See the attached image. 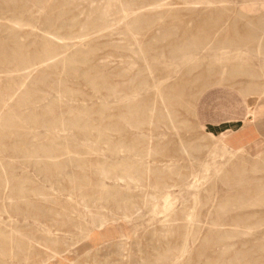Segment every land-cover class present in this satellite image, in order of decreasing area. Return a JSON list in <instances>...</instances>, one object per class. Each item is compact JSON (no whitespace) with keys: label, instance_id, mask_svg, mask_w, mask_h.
Returning <instances> with one entry per match:
<instances>
[{"label":"rangeland","instance_id":"rangeland-1","mask_svg":"<svg viewBox=\"0 0 264 264\" xmlns=\"http://www.w3.org/2000/svg\"><path fill=\"white\" fill-rule=\"evenodd\" d=\"M106 1L0 0L3 93L13 82L5 73H23L30 64H8L1 56L18 46L27 60L42 56L39 28L85 35L57 45L75 42L86 50L59 47L64 55L56 56L55 65L22 83L39 105L23 111L35 121L14 118L27 133L3 139L20 150L0 155V264H170L186 244L190 253L181 264H264V151L217 137L242 130L246 108L263 96L256 89L264 85V27L256 19L264 8L248 11L207 0L160 6L148 0L153 4L137 11L144 12L140 21L127 25L126 14L142 0H124L125 9L113 2L110 10ZM17 18L23 27L11 29ZM62 56L71 65L62 64ZM188 174L189 180H181ZM187 210L201 221L188 230Z\"/></svg>","mask_w":264,"mask_h":264},{"label":"bare ground","instance_id":"bare-ground-1","mask_svg":"<svg viewBox=\"0 0 264 264\" xmlns=\"http://www.w3.org/2000/svg\"><path fill=\"white\" fill-rule=\"evenodd\" d=\"M38 1V0H37ZM106 1V0H105ZM127 1V0H126ZM153 1V0H152ZM50 2V1H49ZM74 2V1H73ZM106 2H108V5L106 4V6L108 7V10H110L109 9V7L111 6L112 7V5H113V2H114V4L116 3V2H119L120 4L119 5H121V7H123L124 9H125V3H123L124 2V0L122 1V0H107ZM190 2H194V1H190ZM224 2H229V3H234V4H241V8L243 7L244 9H246V8H248V11L251 9H253V11L254 10H259V9H261V8H264V0H207V4H217V3H223V4H225ZM105 3V2H104ZM127 3V2H126ZM128 3H131V2H128ZM155 3V2H154ZM172 2L170 1V0H156V4H159L160 6H163V5H170ZM34 4L36 5V3L34 2ZM71 4H73V3H71ZM97 4V3H96ZM133 4V3H132ZM150 4H153V3H149L148 2V0H142L139 4H138V2L136 1L135 2V5L136 6H138L136 9L137 10H135L134 11V13H132V12H130V13H127L126 14V17L125 18H127V21H126V24L127 25H129V20H133V19H136L135 20V22L136 21H140V14H144V12L143 11H139V12H137L138 11V9L139 8H145V7H148ZM227 4V3H226ZM95 5V4H94ZM98 5V4H97ZM134 5V4H133ZM134 5V6H135ZM155 5V4H154ZM159 5H156V7H158ZM6 6V5H5ZM34 6V5H33ZM104 6H105V4H104ZM127 6H129V5H127ZM133 6V7H134ZM180 6V5H179ZM210 6V5H209ZM208 6V7H209ZM218 6V5H217ZM227 6V5H226ZM230 6V5H229ZM232 6V5H231ZM30 7V6H29ZM32 7V6H31ZM41 7H43L42 5L39 7V8H41ZM130 8H131V5L129 6ZM169 7V6H168ZM206 7V6H205ZM240 7V6H239ZM12 8V7H11ZM63 8V7H62ZM70 8V7H69ZM95 8V7H94ZM117 8H119V7H117ZM129 8V9H130ZM172 8V7H171ZM179 8V7H178ZM186 8V7H185ZM68 9V8H67ZM103 9V8H102ZM105 9V8H104ZM128 9V10H129ZM133 9H135V8H133ZM149 9H151V8H149ZM244 9H240V11L241 10H244ZM8 10V9H7ZM116 10V9H115ZM123 10V9H122ZM121 10V11H122ZM127 10V9H126ZM151 10H153V8L151 9ZM150 10V11H151ZM172 10H173V8H172ZM236 10V9H235ZM107 11V9H105V11L104 12H106ZM131 11V10H130ZM133 11V10H132ZM149 11V10H148ZM154 11V10H153ZM239 11V10H238ZM244 11H246V10H244ZM253 11H252V13H253ZM18 12V11H17ZM41 12V11H40ZM109 12V11H108ZM108 12H106V13H104V15H107V13ZM123 12V11H122ZM127 12V11H126ZM129 12V11H128ZM146 12V11H145ZM91 13H92V11H91ZM100 13V12H99ZM112 13V12H111ZM240 13V12H239ZM242 13V12H241ZM33 14V13H32ZM37 14V13H36ZM88 14V13H87ZM114 14H115V12H114ZM157 14V13H156ZM235 14V13H234ZM250 14V12L248 13V15ZM11 15V14H10ZM118 15V14H117ZM167 15V14H166ZM256 15V14H255ZM35 16V15H34ZM95 16V15H94ZM242 16V15H241ZM243 16H245L244 15V12H243ZM246 16H247V14H246ZM245 16V17H246ZM7 17V16H6ZM17 17V16H16ZM30 17V16H29ZM67 17V16H66ZM104 17V16H103ZM106 17V16H105ZM167 17V16H166ZM256 18H257V16H255ZM9 18V17H8ZM220 18V17H219ZM217 19L218 21L221 19ZM252 18V17H251ZM260 18H262V20L261 21H257V23L258 22H260V24L261 25H263V27H264V15H263V17H259V18H257L256 20H258V19H260ZM6 19V18H5ZM95 19V18H94ZM138 19V20H137ZM148 19V18H147ZM170 19V18H169ZM240 19V18H239ZM255 19V18H254ZM111 20V19H110ZM122 20V19H121ZM120 20V21H121ZM216 20V21H217ZM253 20V19H252ZM7 21V20H6ZM9 21V20H8ZM142 21V20H141ZM144 21V20H143ZM181 21V20H180ZM217 21V22H218ZM246 21V20H245ZM78 22V21H77ZM160 22V21H159ZM231 22V21H230ZM251 22H253V21H251ZM5 23V22H4ZM36 23V22H35ZM68 23V22H67ZM161 23V22H160ZM249 23V22H248ZM10 24H12L11 26H9L11 29H17V28H22L23 27V25L22 24H24V23H22L21 22V20L20 19H18L17 18V20H11V23ZM27 25H29L28 23H26ZM77 24V23H76ZM97 24V23H96ZM157 24V23H156ZM218 24V23H217ZM217 24H215V25H217ZM94 25V24H93ZM125 25V24H124ZM190 25V24H189ZM251 25V24H250ZM256 25V24H255ZM67 26H68V24H67ZM257 26H260V25H257ZM169 27V26H168ZM32 28H34V25L32 26ZM58 28V27H57ZM77 28V27H76ZM108 28V27H107ZM154 28V27H153ZM189 28V27H188ZM28 29V28H27ZM83 29V28H82ZM254 29H255V27H254ZM264 29V28H263ZM31 30V29H30ZM39 30L41 31V35H40V38H41V40H45V43H44V45L42 46V48L44 47L45 48V50H43L44 51V53L43 52H41L43 55L41 56V54L40 53H36L35 55H33V57H31L30 58V60H27L26 59V57H25V50L23 49V47L22 46H18L17 48H16V50L12 53V54H10V55H8V56H6V55H2L1 57H3L5 60L4 61H7V63L8 64H10V63H12V62H14V60L15 59H17V61L19 62L20 61V64H21V66L23 65V67L24 66H26L25 64L27 63V65H29V66H27V67H25L24 69L26 70L25 72H23V73H16V74H14V73H12V72H16V71H19V70H21V69H11V72L9 73V72H6L5 74L7 75V77L9 78V79H11L13 82H12V84H9L8 86H6L7 87V90L5 91V93H3V90L2 91H0V155L3 153V152H9L10 150H11V152H13V151H16V150H18L19 148V145L17 144V145H15V144H11V143H6V142H4V138L5 137H15V136H20V135H22V134H25V133H27V132H23L22 131V127H20L19 128V126H22L23 124L22 123H15V120H14V118L16 117V118H19L18 120L20 121V120H28V121H35V119H36V116H34V115H32L30 112H28V113H26L25 114V112H23L24 110H25V108H27V109H35L34 107H36L37 105H39V104H37L36 105V103H38V102H34L33 100L36 98L34 95H33V93L31 92V90H28L27 88L26 89H24V84H22V83H24L23 81L24 80H26V79H28V78H30V77H32L33 76V74H36L35 72H41V71H44V70H46V69H48V67L50 68V66H53V64L55 65V58H56V56H60L59 54H62L61 53V51L59 50V49H62V48H59V47H63V50H64V47H69V46H71V47H73V46H75V50L73 51V53H77V52H79L81 49L79 48V46H76L77 45V43H75V42H70V43H60L61 45H57V43H58V41H64V40H66V39H70V38H72V39H74V38H83L84 36H76V35H74V36H76V37H67V36H64V35H61V34H59V33H57L56 31L58 30H52V29H44V27L43 28H39ZM88 29H86V31H87ZM103 30V29H102ZM131 30V29H130ZM19 32V31H18ZM9 33V32H8ZM21 33V32H20ZM28 33V32H27ZM137 33V32H136ZM232 33V32H231ZM263 33V32H262ZM22 34V33H21ZM62 34H64V33H62ZM66 34V33H65ZM93 34V33H92ZM67 35V34H66ZM70 35V34H69ZM90 34H88V36H89ZM6 36V35H5ZM154 36V35H153ZM181 37V36H180ZM98 38V37H97ZM105 38V37H104ZM150 38V37H149ZM30 39V38H29ZM96 39V38H95ZM13 41V40H12ZM21 41H23V40H21ZM44 42V41H43ZM116 42V41H115ZM35 43V42H34ZM104 43V42H103ZM226 43V42H225ZM89 44V43H88ZM87 44V45H88ZM91 44V43H90ZM121 44V43H120ZM131 44V43H130ZM40 45V44H39ZM104 45V44H103ZM99 46V45H98ZM35 47V46H34ZM70 47V48H71ZM80 47H82L81 45H80ZM96 47V46H95ZM100 47H102V45L100 46ZM155 47H156V45H155ZM159 47V46H158ZM69 48V49H70ZM40 49V48H39ZM171 49V48H170ZM259 49V53L261 52V53H263V51L261 50V48H258ZM257 49V50H258ZM1 50H2V48H1ZM14 50V49H13ZM82 50H85V49H82ZM88 50V49H87ZM207 50V49H206ZM220 50V49H219ZM10 51V50H9ZM86 51V50H85ZM89 51H91V50H89ZM89 51H87V52H89ZM93 51V50H92ZM249 51V50H248ZM72 52V51H71ZM86 52V53H87ZM73 53H72V55H73ZM85 53V52H84ZM115 53V52H114ZM2 54V51H0V55ZM69 54V53H68ZM67 54V55H68ZM116 54V53H115ZM167 54V53H166ZM62 55H64V54H62ZM71 55V56H72ZM80 55H83V54H81V52H80ZM85 55V54H84ZM110 55H113V54H110ZM74 56H75V54H74ZM88 56V55H87ZM87 56H84L85 57V59L87 60ZM106 56V55H105ZM123 56V55H122ZM144 56V55H143ZM29 57H30V55H29ZM39 57L41 58V59H39ZM61 57V56H60ZM62 57H64V56H62ZM91 57V56H90ZM135 57V56H134ZM97 58V57H96ZM99 58V57H98ZM39 59V60H38ZM59 58H56V60H58ZM76 59V58H75ZM89 59V58H88ZM94 59V58H93ZM165 59V58H164ZM38 60V61H37ZM78 60V62H79V59H77ZM77 60H76V62H77ZM83 60H84V58H83ZM82 60V61H83ZM84 60V62H86L87 63V61H90V60ZM91 60H92V58H91ZM146 60V59H145ZM16 61V60H15ZM37 61V62H36ZM94 61H95V59H94ZM148 61V60H147ZM33 62V63H32ZM62 64H65L66 65V63H70V65H71V59H69V58H63L62 59ZM76 62L74 63V64H76ZM77 62V63H78ZM145 62V61H144ZM2 63V62H1ZM6 63V62H5ZM126 63V62H125ZM128 63V62H127ZM69 64H67V66H68ZM102 65V64H101ZM121 65V64H120ZM158 65V64H157ZM172 66V65H171ZM23 67H22V70H24L23 69ZM64 67V66H63ZM75 67V66H74ZM70 68H71V66H70ZM73 68V67H72ZM72 68H71V70H72ZM90 68V67H89ZM99 68V67H98ZM115 68V67H114ZM152 68V67H151ZM262 68V67H261ZM103 69V68H102ZM113 69V68H112ZM133 69V68H132ZM155 69V68H154ZM65 70V69H64ZM70 70V69H69ZM73 70H76V71H78V70H80V69H76V67H75V69H73ZM83 70V69H82ZM116 70V69H115ZM122 70V69H121ZM86 71H88V70H86ZM110 71V70H109ZM134 71V70H133ZM219 71V70H218ZM46 72V71H45ZM73 72V71H72ZM63 73V72H62ZM86 73V72H85ZM75 74V73H74ZM83 74V73H82ZM87 74H89L88 72H87ZM86 74V75H87ZM131 74V73H130ZM135 74V73H134ZM76 75H77V73H76ZM90 75V74H89ZM79 76V75H78ZM134 76V75H133ZM92 77V76H91ZM94 77V76H93ZM93 77H92V80H94L93 79ZM96 77V76H95ZM70 78V77H69ZM86 78V77H85ZM88 78H89V76H88ZM88 78H86L87 80H88ZM102 78V77H101ZM149 78V77H148ZM90 79V78H89ZM97 80V79H96ZM192 80V79H191ZM69 81V80H68ZM103 81V80H102ZM188 81V80H187ZM89 82V81H88ZM94 82V81H93ZM95 82H97V81H95ZM94 82V83H95ZM104 82H107V81H104ZM125 82V81H124ZM1 83V82H0ZM74 83V82H73ZM103 83V82H102ZM108 84H109V81L107 82ZM185 83H186V81H185ZM26 84V83H25ZM91 84H92V82H91ZM90 84V85H91ZM96 84H98V83H96ZM129 84V83H128ZM264 84V83H263ZM67 85V84H66ZM92 85H95V84H92ZM101 85V84H100ZM112 85V84H111ZM117 85H119V84H117ZM31 86V85H30ZM70 86V85H69ZM148 86V85H147ZM191 86V85H190ZM229 86V85H228ZM26 87V86H25ZM88 87V86H87ZM98 87H99V85L97 86V89H98ZM101 87V86H100ZM104 87V86H103ZM113 87V86H112ZM3 88V87H2ZM5 88V87H4ZM111 88V87H110ZM144 88V87H143ZM24 89V90H23ZM55 89V88H54ZM96 88H95V90H97ZM109 89V88H108ZM108 89H105V90H108ZM122 89V88H121ZM125 89V88H124ZM142 89V88H141ZM209 89V88H208ZM252 89V88H251ZM99 90V89H98ZM102 90V89H101ZM104 90V89H103ZM102 90V91H103ZM110 90V89H109ZM113 90H116V89H113ZM262 90V93H264V87L261 89ZM56 91V90H55ZM79 91H81V89H79ZM259 91V90H258ZM181 92V91H180ZM86 93V92H85ZM109 93V92H108ZM248 93H250V92H248ZM258 93V92H257ZM58 94V93H57ZM101 94V93H100ZM112 94H114V93H112ZM244 94V93H243ZM165 95V94H164ZM245 95H246V93H245ZM259 95H261V92H259ZM118 96V95H117ZM116 96V97H117ZM244 96V95H243ZM251 96V95H250ZM59 97V96H58ZM161 97V96H160ZM246 97V96H245ZM259 97V96H258ZM47 98V97H46ZM81 98V97H80ZM93 98V97H92ZM162 98V97H161ZM165 98V97H164ZM163 98V99H164ZM68 99V98H67ZM51 100V99H50ZM175 100V99H174ZM38 101H39V99H38ZM43 101V100H42ZM41 101V102H42ZM91 101V100H90ZM134 101V100H133ZM85 102V101H84ZM133 103V102H132ZM194 103V102H193ZM40 104H42V103H40ZM134 104V103H133ZM152 106V105H151ZM155 106V105H154ZM39 107V106H38ZM51 107V106H50ZM68 107H70V106H68ZM144 107V106H143ZM59 108V107H58ZM161 108V107H160ZM254 108V109H253ZM17 109H19V111H18V114H16V110ZM52 109V108H51ZM66 109V108H65ZM130 112H132V108L130 107ZM153 109V108H152ZM251 109H253V120L256 118V114H257V111H256V109H255V107L253 106V107H251ZM53 110V109H52ZM75 110V109H74ZM83 110V109H82ZM112 110V109H111ZM123 110V109H122ZM158 110V109H157ZM183 110H184V108H183ZM60 111H61V109H60ZM125 111V110H124ZM250 111V110H249ZM47 112V111H46ZM67 112H69V111H67ZM96 112V111H95ZM110 112V111H109ZM41 113V112H40ZM114 113V112H113ZM42 114V116H43V113H41ZM40 114V115H41ZM78 114V113H77ZM116 114V113H115ZM147 114V113H146ZM246 115V114H245ZM244 115V116H245ZM78 116V115H77ZM83 116V115H82ZM35 117V118H34ZM38 117V116H37ZM52 117V116H51ZM55 117V116H54ZM74 117V116H73ZM166 117L169 119V121L172 123V125H175V120H174V118L172 117V115H171V113L169 112V111H167V113H166ZM58 118V117H57ZM245 118V117H244ZM247 118H248V116H247ZM31 119H33V120H31ZM41 119V118H40ZM50 119V118H49ZM58 119H60V118H58ZM63 119H65V118H63ZM73 119V118H72ZM251 119V118H250ZM78 120V119H77ZM150 120V119H149ZM43 121V120H42ZM51 121V120H50ZM53 121V120H52ZM51 121V122H52ZM57 121H59V120H56V125L58 124L57 123ZM60 121H63V120H60ZM59 121V122H60ZM67 121V120H66ZM74 121H76V120H74ZM79 121V120H78ZM133 121V120H132ZM48 122V121H47ZM69 122V121H68ZM72 122V121H71ZM85 122H87V121H85ZM84 122V123H85ZM109 122V121H108ZM135 122V121H134ZM169 122V123H170ZM34 123V122H33ZM41 123V122H40ZM62 123V122H61ZM65 123V122H64ZM73 123V122H72ZM71 123V124H72ZM29 124V123H28ZM31 124V123H30ZM38 124V123H37ZM45 124V123H44ZM43 124V125H44ZM53 124H54V121H53ZM60 124V123H59ZM58 124V125H59ZM65 124H67V123H65ZM70 124V125H71ZM75 124V123H74ZM73 124V125H74ZM87 124V126H89L88 125V123H86ZM89 124H91V123H89ZM32 125V124H31ZM55 125V124H54ZM62 125V124H61ZM77 125V124H76ZM75 125V127H74V129L75 128H77V126ZM151 125H152V123H151ZM168 125V124H167ZM171 124H170V126H172ZM176 125H177V123H176ZM175 125V126H176ZM44 126H46V125H44ZM43 126V127H44ZM63 126V125H62ZM100 126V125H99ZM47 127V126H46ZM90 127V126H89ZM177 127V126H176ZM15 128H17L16 130H15ZM19 128V129H18ZM86 129H87V127H85ZM168 128V127H167ZM172 129H174L173 127H171ZM179 128V127H178ZM51 129V128H50ZM53 129V128H52ZM55 129V128H54ZM53 129V130H54ZM65 129V128H64ZM78 130H79V128H77ZM86 129H84V130H86ZM109 129H112V128H109ZM143 129V128H142ZM47 130H49V129H47ZM136 130V129H135ZM178 130V129H177ZM52 131V130H51ZM51 131H47V132H51ZM80 131V130H79ZM83 131V130H82ZM87 131H88V129H87ZM176 131V130H175ZM188 131V130H187ZM29 132H31V131H29ZM28 132V133H29ZM103 133H105V131H102ZM142 132V131H141ZM51 133H53V132H51ZM55 133V132H54ZM94 133V132H93ZM107 133H109V132H107ZM132 133H134V132H132ZM154 133V132H153ZM228 133V132H227ZM58 134V133H57ZM79 134V133H78ZM81 134V133H80ZM84 134H86V131H85V133ZM84 134H83V136H84ZM87 134L89 135V133L87 132ZM130 134V133H129ZM225 134V133H224ZM230 134V133H229ZM46 135V134H45ZM49 135V134H48ZM47 135V136H48ZM64 135V134H63ZM179 136V135H178ZM22 137V136H21ZM19 138V137H18ZM97 138V137H96ZM218 138H220V139H222L223 140V142L224 143H226V144H232V142L230 141V139L227 137V136H221V137H218ZM6 139V138H5ZM9 140V139H8ZM16 140V139H15ZM18 140V139H17ZM180 140V139H179ZM213 140V139H212ZM10 142V141H9ZM181 142V141H180ZM213 143V142H212ZM237 143V142H236ZM43 145V144H42ZM233 145V144H232ZM241 145H245V144H241ZM236 146V145H235ZM238 146H240V145H238ZM141 147V146H140ZM181 147L183 148V151H188V149L182 144L181 145ZM240 147H242V146H240ZM239 147V148H240ZM24 148V147H23ZM34 148V147H33ZM63 148H65V147H63ZM82 148V147H81ZM20 150V149H19ZM229 150V149H228ZM52 151V150H51ZM17 152V151H16ZM189 152V151H188ZM74 153V152H73ZM242 153V152H241ZM195 154V153H194ZM28 155H29V153H28ZM59 155V154H58ZM214 156H215V154H214ZM67 158V157H66ZM183 158V157H182ZM8 159V158H7ZM64 159V158H63ZM44 160V159H43ZM46 160V159H45ZM48 160V159H47ZM51 161V160H50ZM11 162V161H10ZM40 162V161H39ZM2 164V163H1ZM31 164V163H30ZM173 165V164H172ZM175 165V164H174ZM171 166V165H170ZM177 166V164L175 165V167ZM215 166V165H214ZM16 167V166H15ZM14 167V168H15ZM42 167V166H41ZM158 167V166H157ZM31 168V167H30ZM162 168V167H161ZM170 168H172V166L170 167ZM106 169H108V168H106ZM7 170V169H6ZM101 170V169H100ZM174 170H176V169H174ZM102 171V170H101ZM105 171V170H104ZM170 171H172V169L170 170ZM169 171V172H170ZM179 171V170H178ZM178 171H176V172H178ZM12 172V171H11ZM114 172V171H113ZM107 172H105V174H106ZM137 173V172H136ZM104 174V175H105ZM109 174V173H108ZM171 175L173 174V173H170ZM178 174H179V172H178ZM178 174H177V176H178ZM221 174V173H220ZM8 175V174H7ZM173 175H175V173L173 174ZM172 175V176H173ZM82 176V175H81ZM192 175H185V176H182L181 175V177H180V175H179V177L181 178V180H186V179H190V177H191ZM31 177V176H30ZM133 177V176H132ZM220 177H221V175H220ZM24 178V177H23ZM123 178L124 177H120V179H122L123 180ZM153 178V177H152ZM179 178V179H180ZM7 179H9V178H7ZM15 179V178H14ZM116 180V179H115ZM137 180V179H136ZM3 181V180H2ZM131 181V180H130ZM178 181V180H177ZM176 181V182H177ZM117 182H118V180H117ZM157 183V182H156ZM181 183V182H180ZM127 184V183H126ZM175 185V184H174ZM182 185V184H181ZM234 185V184H233ZM28 186V185H27ZM179 186V185H178ZM67 188V187H66ZM259 188H262V187H260L259 186ZM1 189V188H0ZM42 189V188H41ZM202 188H198L197 189V193L199 194L201 191ZM70 190V189H69ZM72 190V189H71ZM140 190V189H139ZM261 190L262 189H260V190H258V192H261ZM20 192H22L23 191V189L22 190H19ZM74 191V190H73ZM236 192V191H235ZM6 193V192H5ZM33 193L36 195L37 194V192L36 191H34L33 190ZM71 193V192H70ZM144 193V192H143ZM30 195V194H29ZM120 195V194H119ZM263 194L261 193V196H262ZM6 196V195H5ZM255 196H256V193H255ZM257 196H259V198H260V194L258 195V193H257ZM264 196V195H263ZM198 197H199V195H198ZM198 197H196V199H198ZM252 197H254V196H252ZM9 198V197H8ZM100 198V197H99ZM164 198V197H163ZM162 198V199H163ZM254 198H256V197H254ZM258 198V200H260ZM10 199V198H9ZM12 199V198H11ZM101 199V198H100ZM257 199V198H256ZM19 200V199H18ZM241 200V199H240ZM243 200V199H242ZM247 200V199H246ZM249 200V199H248ZM247 200V201H248ZM110 201V200H109ZM233 201V200H232ZM252 200H250L249 202H251ZM264 201V200H263ZM1 202V201H0ZM198 202V201H197ZM210 202V201H209ZM227 202H228V200H227ZM240 202V201H239ZM244 202V201H243ZM169 203V202H168ZM208 203V202H207ZM226 203V202H225ZM224 203V204H225ZM94 204H97V203H95L94 202ZM170 204V203H169ZM188 204V203H187ZM199 204V203H198ZM224 204H222V205H224ZM236 204V203H235ZM246 204H247V202H246ZM246 204H243V205H246ZM250 204V203H249ZM249 204H247V205H249ZM254 203H251V205H253ZM258 204V203H257ZM261 204V203H260ZM115 205V204H114ZM205 205H206V202H205ZM221 205V204H220ZM241 205V204H240ZM246 205V206H247ZM254 205H256V204H254ZM97 206H99V205H97ZM170 206V205H169ZM219 206V205H218ZM221 207V206H220ZM225 207V206H224ZM241 207H242V205H241ZM244 207V206H243ZM8 208V207H7ZM115 208V207H114ZM13 209V208H12ZM142 209V208H141ZM146 210V209H145ZM165 210V209H164ZM115 211V210H114ZM219 211V210H218ZM2 212V211H1ZM116 212V211H115ZM126 212V211H125ZM220 212V211H219ZM176 213V212H175ZM211 212L209 211V213L208 214H210ZM114 214V213H113ZM218 214H221V213H218ZM94 215V214H93ZM122 214H120V217H122L121 216ZM129 214H127V215H125L124 216V218L125 219H127L129 216H128ZM184 215H185V223H183V224H185V229L186 230H188V227L189 226H192V224L194 225H197L198 223H199V221H200V219L198 218V213L196 214L194 211H192V210H187V211H185L184 212ZM139 216V215H138ZM32 218V217H31ZM72 218V217H71ZM93 218V217H92ZM104 218V217H103ZM114 218H116V217H114ZM119 218V217H118ZM174 218V217H173ZM37 219V218H36ZM105 219V218H104ZM103 219V220H104ZM123 219V218H122ZM218 219V218H217ZM105 220H108V219H105ZM114 220V219H113ZM106 222V221H105ZM201 222V221H200ZM212 223V222H211ZM104 224V221L102 222H100V226H102ZM0 225H1V223H0ZM18 225V224H17ZM30 225V224H29ZM42 225V224H41ZM106 225V224H105ZM214 225V224H213ZM236 225V224H235ZM219 226V225H218ZM58 227V226H57ZM3 228V227H2ZM48 228V227H47ZM60 229V228H59ZM213 229V228H212ZM145 230V229H144ZM171 230V229H170ZM195 230V229H194ZM231 230V229H230ZM233 230V229H232ZM174 231V230H173ZM210 232V231H209ZM38 233V232H37ZM241 233V232H240ZM42 234V233H41ZM90 234V233H89ZM200 234V233H199ZM239 234V233H238ZM2 235V234H1ZM0 235V236H1ZM189 235V234H188ZM187 235V236H188ZM191 236H195V234L194 233H192V234H190ZM181 236V235H180ZM239 236V235H238ZM241 236V235H240ZM48 237V236H47ZM34 238V237H33ZM37 238V237H36ZM188 240V239H187ZM34 241H36L35 239H34ZM181 241H182V239H181ZM31 243H33L32 241H30ZM39 244H41V242L40 241H37ZM208 242V241H207ZM50 243V242H49ZM57 243V242H56ZM3 244V243H2ZM6 244V243H5ZM43 244V243H42ZM47 244V243H46ZM46 244H45V246H46ZM55 244V243H54ZM201 244V243H200ZM44 245V244H43ZM33 246V245H32ZM37 247H39L38 245H36ZM47 247V246H46ZM50 248V247H49ZM66 248V247H65ZM37 249V248H36ZM51 249V248H50ZM49 250V249H48ZM52 250V249H51ZM50 250V251H51ZM239 250V249H238ZM189 252V248H188V244H186L185 246H183V248H182V250L180 251V257H178V259L175 261V262H171L170 264H181L182 263V258L184 257V256H186L187 255V253ZM222 252V251H221ZM35 253V252H34ZM190 253V252H189ZM33 254V253H32ZM40 255V254H39ZM36 257V256H35ZM243 257V256H242ZM186 258V257H185ZM184 258V259H185ZM12 259V258H11ZM246 259V258H245ZM188 260H190V259H188ZM187 259L185 260V261H188ZM140 261V260H139ZM4 262V261H3ZM22 263V262H21ZM190 263V261H188V262H186V264H189ZM240 263V262H239ZM221 264V263H220ZM243 264V263H242ZM252 264V263H251Z\"/></svg>","mask_w":264,"mask_h":264},{"label":"crops","instance_id":"crops-1","mask_svg":"<svg viewBox=\"0 0 264 264\" xmlns=\"http://www.w3.org/2000/svg\"><path fill=\"white\" fill-rule=\"evenodd\" d=\"M263 87H264V85H263ZM263 87L261 85L260 87H258L256 89V92H258L259 97L261 96V95H259V92H261V94H263V96H261L260 98L258 97L259 101L257 103H254V104H256L254 107L257 111L256 118L253 120L252 115H253V109L254 108L251 109V107H253V106H248L244 112V115L245 114L246 115L244 116L245 118L243 117L244 122L241 126L242 130L237 132V130L231 129L230 132L225 133V134L224 133L220 134L217 137L227 136L229 138V136L231 134H233L232 135L233 137H231L229 139L232 143H234L233 144L234 146H235V144L237 146L241 145V144H245V145H247V147H249V149L252 148V151L255 150V152H257V150H258L261 153L264 151V93H262V90H261ZM245 93H246V95H245ZM247 94H249V93L244 92L243 95L247 96ZM247 116H248V118H247ZM247 126H248V131H246ZM234 133L237 134L238 136L234 135ZM235 136L237 137V141H233L236 139V138H234Z\"/></svg>","mask_w":264,"mask_h":264}]
</instances>
